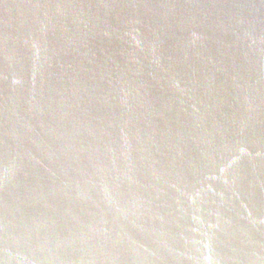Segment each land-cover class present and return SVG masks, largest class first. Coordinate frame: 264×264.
Returning a JSON list of instances; mask_svg holds the SVG:
<instances>
[{"label":"water","instance_id":"obj_1","mask_svg":"<svg viewBox=\"0 0 264 264\" xmlns=\"http://www.w3.org/2000/svg\"><path fill=\"white\" fill-rule=\"evenodd\" d=\"M0 264H264V0H0Z\"/></svg>","mask_w":264,"mask_h":264}]
</instances>
